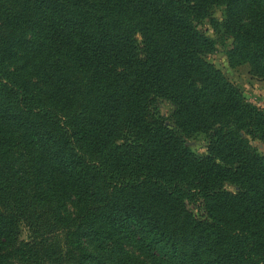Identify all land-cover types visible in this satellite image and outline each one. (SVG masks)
Wrapping results in <instances>:
<instances>
[{
  "label": "trees",
  "instance_id": "1",
  "mask_svg": "<svg viewBox=\"0 0 264 264\" xmlns=\"http://www.w3.org/2000/svg\"><path fill=\"white\" fill-rule=\"evenodd\" d=\"M205 22L264 82V0H0V264H264V111Z\"/></svg>",
  "mask_w": 264,
  "mask_h": 264
},
{
  "label": "rangeland",
  "instance_id": "2",
  "mask_svg": "<svg viewBox=\"0 0 264 264\" xmlns=\"http://www.w3.org/2000/svg\"><path fill=\"white\" fill-rule=\"evenodd\" d=\"M224 9L218 8L214 11V17L221 21L223 19ZM201 31L205 32L209 37L216 39L218 45L216 52L207 56V61L219 69L229 82L234 84L242 93L245 101L261 111H264V82L258 80L251 74L249 65H240L231 67L228 59V50L230 42H223L222 39L214 32L208 22L201 27ZM160 112L163 116L169 117L172 107L168 103L159 104ZM250 145L264 157V142L251 137L247 138ZM186 146L195 154L203 155L207 152V141L202 135H192L186 138ZM233 190V188H229ZM29 237L27 229L22 228V239L27 240Z\"/></svg>",
  "mask_w": 264,
  "mask_h": 264
}]
</instances>
